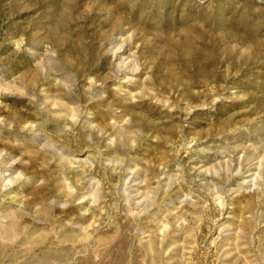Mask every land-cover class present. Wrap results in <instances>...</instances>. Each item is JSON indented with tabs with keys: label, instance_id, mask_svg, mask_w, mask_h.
I'll return each instance as SVG.
<instances>
[{
	"label": "rangeland",
	"instance_id": "obj_1",
	"mask_svg": "<svg viewBox=\"0 0 264 264\" xmlns=\"http://www.w3.org/2000/svg\"><path fill=\"white\" fill-rule=\"evenodd\" d=\"M0 153V264H264V0H0Z\"/></svg>",
	"mask_w": 264,
	"mask_h": 264
},
{
	"label": "clouds",
	"instance_id": "obj_2",
	"mask_svg": "<svg viewBox=\"0 0 264 264\" xmlns=\"http://www.w3.org/2000/svg\"><path fill=\"white\" fill-rule=\"evenodd\" d=\"M23 43V40H21V44ZM20 47V45H17V48H19ZM0 155H3V153H0ZM17 161H12V163H16ZM5 175H7V174H5ZM22 179H24V175H23V173L22 172H17L16 174H15V176L14 177H12V178H10V179H6L5 181H4V186H5V188H7V187H10V186H12L13 184H15L16 182H18V181H20V180H22ZM254 181H255V178H253V185H254V187H255V183H254ZM245 183H247V181H245ZM71 191L72 192H74L75 191V189H71ZM218 199H219V197H217ZM87 199H89V197L88 196H84L81 200H78L77 201V203H82L83 202V200H87ZM92 203L93 204H95L96 203V201H92ZM68 207V204L67 203H62V204H60V208L61 209H64V208H67ZM88 214V210L87 209H85L82 213H81V215H87ZM83 230V229H82Z\"/></svg>",
	"mask_w": 264,
	"mask_h": 264
}]
</instances>
